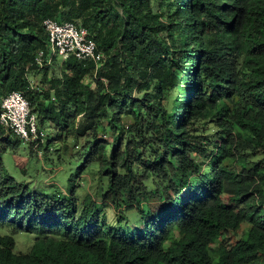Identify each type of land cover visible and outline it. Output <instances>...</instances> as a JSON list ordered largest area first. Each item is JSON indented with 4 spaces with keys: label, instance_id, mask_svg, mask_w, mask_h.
Instances as JSON below:
<instances>
[{
    "label": "trees",
    "instance_id": "1",
    "mask_svg": "<svg viewBox=\"0 0 264 264\" xmlns=\"http://www.w3.org/2000/svg\"><path fill=\"white\" fill-rule=\"evenodd\" d=\"M46 19L86 29L102 60L48 77ZM12 92L56 129L37 152L57 153L66 189L0 158V264H264V0H0V106ZM10 137L23 143L0 127L1 150Z\"/></svg>",
    "mask_w": 264,
    "mask_h": 264
},
{
    "label": "rangeland",
    "instance_id": "2",
    "mask_svg": "<svg viewBox=\"0 0 264 264\" xmlns=\"http://www.w3.org/2000/svg\"><path fill=\"white\" fill-rule=\"evenodd\" d=\"M52 69L50 70L48 77L52 75L59 76L61 74V69L64 67V63L59 57L55 56L51 59ZM84 82L88 83L89 80L85 79ZM93 87H95L93 85ZM82 118H77L75 126L78 127L81 124ZM132 122L131 118L125 117L123 123L129 125ZM46 133L50 138L55 137L56 129L50 127L45 129ZM109 137V136H107ZM106 137V138H107ZM105 138V139H106ZM9 141V140H8ZM16 139L10 137V141L13 145H6L3 150L0 149V158L4 162V166L8 173L17 181H26L31 186L40 188L43 191H53L57 190L62 193L65 192V181L67 170L64 165L58 163L57 153L55 151L49 152V154L39 153L37 149L33 146L24 143H17ZM46 142L44 138L43 143ZM58 144L57 148H63V143L61 141H56ZM12 146V147H11ZM56 147H54L56 149ZM63 150V149H62ZM70 155V154H68ZM252 158V160L259 159ZM251 159V157H250ZM233 168L237 171L240 170V159H233L230 161ZM81 179L86 180L85 191L86 193L92 195L97 203L101 204V190L106 186V180L98 178L96 170L92 172H86ZM142 209L146 212L158 213L160 212V202L157 200H150L144 202L141 205ZM122 210V208H121ZM109 220L113 223L116 220V213L113 211H106ZM128 217L129 222H136L137 210L125 212ZM4 231L1 230L0 233ZM6 234H10V231H5ZM232 242L237 238L232 236ZM15 240V253H26L30 249L33 236L23 233L14 235Z\"/></svg>",
    "mask_w": 264,
    "mask_h": 264
},
{
    "label": "built area",
    "instance_id": "3",
    "mask_svg": "<svg viewBox=\"0 0 264 264\" xmlns=\"http://www.w3.org/2000/svg\"><path fill=\"white\" fill-rule=\"evenodd\" d=\"M43 28L48 37V63L55 56L63 62L74 58L78 61H92L96 65L102 60L103 54L97 50L86 29L72 22L61 23L54 19H46ZM41 56L39 54L37 58L38 65L41 64ZM0 127L24 144H33L35 149L39 143H43L44 133L39 132L37 119L30 113L29 102L21 92H12L3 98L0 106Z\"/></svg>",
    "mask_w": 264,
    "mask_h": 264
}]
</instances>
